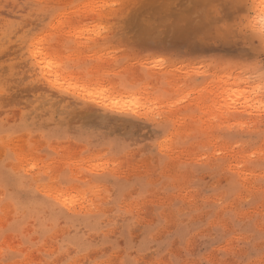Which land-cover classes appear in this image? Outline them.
Listing matches in <instances>:
<instances>
[{
	"label": "rangeland",
	"instance_id": "1",
	"mask_svg": "<svg viewBox=\"0 0 264 264\" xmlns=\"http://www.w3.org/2000/svg\"><path fill=\"white\" fill-rule=\"evenodd\" d=\"M259 2L0 0V264H264Z\"/></svg>",
	"mask_w": 264,
	"mask_h": 264
},
{
	"label": "snow or ice",
	"instance_id": "2",
	"mask_svg": "<svg viewBox=\"0 0 264 264\" xmlns=\"http://www.w3.org/2000/svg\"><path fill=\"white\" fill-rule=\"evenodd\" d=\"M115 6V5H113ZM237 8L238 9H241L243 8V4H237ZM188 23L189 22H178V24L176 25L177 27H180V28H184V27H187L188 26ZM46 31V29H40L38 31V35L36 38V42L39 43L42 41L43 37H44V32ZM241 31L242 29L238 28V26H229L227 29H219L217 31H213L211 33V36L215 38L216 42L217 43H231L234 39L239 41L240 39H242L243 37L241 36ZM196 36L197 38H200V37H204L205 39L207 38V36L202 33V32H196ZM261 40L264 41V36L261 37ZM260 59H261V70L262 72H264V51H262L261 53V56H260ZM218 64H222L224 63V61H217ZM65 68L68 72H73L75 71L76 69L72 66L71 63H66L65 64ZM261 84H262V92H264V76H262V80H261ZM161 129L164 131V134L165 136L167 135L168 131H169V127L165 124H161L160 125ZM66 207V204L64 205ZM123 243V242H121ZM63 264H72L71 261H64ZM83 264H102V261L100 258H97L96 260L94 261H89L88 259H85L83 261ZM112 264H120V261L119 260H115V261H112ZM124 264H132L131 261H128V260H125L124 261ZM135 264H168V261L167 259H163L161 260L159 256H157L156 258H150V257H145L144 260H137L135 262ZM171 264H178L177 261L173 260L171 262Z\"/></svg>",
	"mask_w": 264,
	"mask_h": 264
},
{
	"label": "bare ground",
	"instance_id": "3",
	"mask_svg": "<svg viewBox=\"0 0 264 264\" xmlns=\"http://www.w3.org/2000/svg\"><path fill=\"white\" fill-rule=\"evenodd\" d=\"M260 2H259V5H260V7L262 8V11H261V13L264 15V0H259ZM90 9V8H89ZM264 18V17H263ZM263 22H264V20H263ZM45 58V57H44ZM47 59H49V58H47ZM44 60L45 62H46V68L47 67H49V68H47V69H51L52 70V68H50L51 66V63H50V65H49V60ZM44 61H43V63H44ZM48 65V66H47ZM52 67H53V65H52ZM47 69H46V71H47ZM49 71V70H48ZM50 72V71H49ZM230 83H228V84H225V85H223V87H222V90L221 91H219L220 92V95H221V92H222V97L224 98V102L226 101V103L224 104V102H222V106H227L228 108H232V106H228V105H234V106H237L236 104H241L242 106H246L247 108H249V107H252V106H257L258 105V101H254V98L251 100V96L253 95H251V93H250V95L251 96H249L248 95V93L249 92H247L246 91V89L244 90V89H242V88H240V87H238V86H234L233 84H230ZM233 85V86H232ZM100 90V89H99ZM105 90V89H104ZM256 90L257 89H254V90H252V93H254V94H256ZM249 91V90H248ZM98 92V91H97ZM103 92V91H102ZM99 93V92H98ZM209 93V92H208ZM217 95V94H216ZM97 96V95H96ZM251 97V98H250ZM99 98V97H98ZM118 98V97H117ZM103 99V98H102ZM119 99V98H118ZM211 100H212V98H211ZM216 102L218 101V100H215ZM220 101H223V99H221ZM119 102H121L122 103V101H118V104H119ZM135 102L137 103V100L135 99ZM213 102V101H212ZM130 103H131V105L133 106L134 105V103H133V100H132V102L130 101L128 104L130 105ZM133 103V104H132ZM139 103V102H138ZM211 103V102H210ZM218 103V102H217ZM216 103V104H217ZM116 104V103H115ZM118 104L116 105V107L118 106ZM213 104H215L214 102H213ZM257 104V105H256ZM126 105V104H125ZM130 105V106H131ZM135 105H137V104H135ZM211 105V104H210ZM238 106V107H241L242 108V106ZM113 106H115L114 105V103H113ZM216 106V105H215ZM222 106H220V108L222 107ZM233 106V107H234ZM119 107V106H118ZM212 107V106H211ZM210 107V108H211ZM261 107H264V104H259V107L258 108H261ZM123 108V107H122ZM215 108H219V107H215ZM222 108H224V107H222ZM235 108V107H234ZM233 108V109H234ZM253 108V107H252ZM207 109V108H206ZM236 109V108H235ZM151 110V109H150ZM153 110V109H152ZM209 110V109H208ZM217 110V109H216ZM221 110V109H220ZM223 110V109H222ZM224 112V111H223ZM219 113V112H218ZM222 114V113H221ZM219 115V114H218ZM204 116V115H203ZM210 116V115H209ZM205 117H203V119H204ZM202 119V120H203ZM208 119V118H207ZM211 120V119H210ZM205 121V120H204ZM96 163V162H95ZM92 166H94V165H92ZM60 193H62V190L60 189V191H59ZM67 193V192H66ZM62 195V194H61ZM61 195L59 196V194L57 195L59 198L61 197ZM63 196H65V194L63 195ZM72 196V195H71ZM68 197H69V195H68ZM75 197L76 196H74V198L73 197H69V198H65V200H70V198H71V200H75ZM58 199V198H57ZM76 199H78L79 200V198H76ZM84 199V198H83ZM65 200H62L61 199V202L63 203V204H65ZM58 201H60V199H58ZM76 202H77V200H75ZM80 201H81V199H80ZM67 202H69V203H72V202H70V201H66V204H68ZM75 202V203H76ZM80 203V202H79ZM72 204H74V202L72 203ZM77 204H78V202H77ZM72 206V205H71Z\"/></svg>",
	"mask_w": 264,
	"mask_h": 264
}]
</instances>
